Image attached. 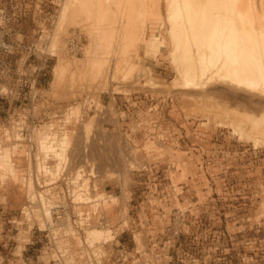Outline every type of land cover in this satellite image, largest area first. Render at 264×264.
<instances>
[{"label": "rangeland", "instance_id": "rangeland-1", "mask_svg": "<svg viewBox=\"0 0 264 264\" xmlns=\"http://www.w3.org/2000/svg\"><path fill=\"white\" fill-rule=\"evenodd\" d=\"M167 1L0 0V7L6 11L7 35L3 54L11 73L9 84L16 83L17 69L22 68L27 46L32 43L45 50L50 68L46 81H41L33 107L23 110L27 116L26 125L32 129L33 139L37 142L34 154L27 153L28 146L24 143L18 147L16 139L20 137L16 124L8 129L21 112L17 108V96L8 91L2 100L4 106L0 108V118L6 119V128L3 129L0 154L8 153L15 175L8 169H0V264H88L80 259L84 256L81 245L85 244L86 227L83 233H77L72 225L76 216V223L82 225L81 213L86 211L92 219L87 227L102 229L107 226L114 234V240L86 244L92 248L93 255L99 257L96 244L106 242L105 247L112 250L108 264H264V121L261 119L264 113L260 108L264 102L256 107L257 98L251 103L245 101L246 95L253 93L245 94L230 84L229 79L196 90H173L171 80L176 77L178 62L191 61L193 67L199 68L196 59H201L204 54L199 55L198 51L185 53L181 45L175 47L166 18ZM63 6L68 7L66 17L57 28ZM57 31L59 39L54 52L50 40ZM156 34L162 37L163 47L158 41L154 51L147 47ZM44 35H47L45 41ZM71 36L76 37L75 48L67 42ZM21 37V46H17ZM201 39L199 37L196 42ZM88 47L96 56L106 53L102 55L107 57L105 64H114L116 71L110 73L111 66L107 64L109 68H106L104 64L106 77H92V68L87 62L94 55L87 52ZM56 52L64 53L71 60H84V63L79 61L78 64L77 71L82 72L75 71L72 76L70 68L62 82L53 87L50 82ZM184 53L186 59L182 58ZM40 57V51H36L35 59L40 61ZM122 58L133 64L132 71L122 68ZM26 66L27 63L24 68ZM149 95L171 99L165 105L171 107L168 118L173 132L182 133L179 146L161 149L164 170L160 169V181L162 189L171 194L170 198L128 202V197H119L117 202H108L105 192L119 196L126 187L124 192L128 195L127 186L133 177L128 169L130 157L141 160L143 150L148 154L160 147L145 135L130 130V117L121 121L112 106L116 103L120 109L142 108L148 103ZM133 100L137 101L136 106ZM256 118L261 120L252 127L251 122ZM249 127L250 131L254 130V136L247 130ZM46 131L53 132L54 136L57 134L56 141L63 143L66 139L67 145L62 144V162L53 158L52 153H43L39 149L40 136ZM194 132L206 133L204 155L184 152L186 142L193 141ZM215 134L222 135L217 141L223 145L212 142ZM255 141L258 143L254 144ZM218 145L222 150L217 149ZM39 164L47 169L43 170ZM34 165L46 176L45 185L61 178L62 174L70 178L72 202L68 200L63 204L68 208L69 216L64 219L69 227L59 230L53 225L43 227L50 232L38 230L35 218L41 204L37 194H42L54 205L50 199L52 195L50 198L46 195L51 189L55 194L61 192L62 185L58 183L52 188L37 190L29 175ZM57 166L59 169L55 170ZM77 173L82 174L83 179L75 183L73 179ZM29 182L32 190L28 188ZM86 187L87 192L83 189ZM173 189L179 193L175 199ZM82 201L87 203H80ZM98 219H103V223L99 225ZM8 220H19L20 224L16 226ZM27 229L30 230L27 232ZM31 238L33 244L29 243ZM68 240L73 242L71 252L65 249L64 243ZM56 247L64 262L56 259ZM121 250L127 254L122 255Z\"/></svg>", "mask_w": 264, "mask_h": 264}, {"label": "bare ground", "instance_id": "bare-ground-1", "mask_svg": "<svg viewBox=\"0 0 264 264\" xmlns=\"http://www.w3.org/2000/svg\"><path fill=\"white\" fill-rule=\"evenodd\" d=\"M67 8L66 6H63L62 9L60 10L57 28H59V26L61 27L60 23L64 19V17H66ZM166 11H167L166 18L170 24L169 33L173 40V43L175 44V47L178 48V46L180 47L181 45V47L184 48L185 53L186 52L194 53L198 51L199 55L200 54L202 55V53L204 54L203 57L201 56L202 57L201 59H198L200 57L196 59V61L198 60V64H200L199 68L193 67V64L191 61H188L185 63L181 61L180 63L178 62V64L175 67L176 77L173 80H171L172 81L171 87L173 88V90L175 89L177 90L178 89L196 90L199 88L208 87L210 84H213L214 82L216 83L223 79H229V81L231 82V83L229 82L230 84H233L235 88H238L244 91L245 94L253 93L251 95L249 94L250 96L246 95L245 101L248 100L251 103L253 99L257 98L258 101L254 102V103H257V105L255 104L256 107L259 106L258 104H261L262 102H264V0H168ZM92 27L93 26H91V28ZM94 29L96 30V28ZM99 30L97 32H100ZM58 34L59 33L57 31L55 34H53V37H51V40H50L51 48L53 49V51L57 49V44H58V39H59ZM158 34L154 35L153 37L151 36L153 34L150 35L152 37L151 38L152 44L150 45L148 43L149 45L147 44L148 45V47L146 46L147 48H149L150 46V48H152V50L154 49L155 51L156 42L158 41H159L158 45H161L163 47L162 42L160 41L162 37L160 38ZM95 35L98 36L97 34ZM199 37L200 38L202 37L203 39H201V41L199 40L198 41L199 43H198L196 41ZM62 47L64 48V46ZM91 47L90 48L88 47L89 50L87 48L88 50L87 52L92 54L93 51L91 50L92 49ZM176 48L174 49L177 51ZM58 50H60L61 52V49H58ZM51 52L52 51H50V53ZM102 53H101L102 55L104 54L106 55V53L104 52ZM185 53L183 54L184 56H182V58L186 59ZM205 53H208V54H205ZM52 55H55V54H52ZM99 55L98 56L94 55V57L92 56L93 58L91 59L87 57L89 59V62H87L88 63L87 66H89V64L91 65L90 68H92V72H93L91 73H92V77L94 78L104 77L105 68H103V65L106 63L105 61H107V59L105 60V58L107 57L105 56V58H103L104 56L102 55L99 56ZM66 57L64 56V53L63 55L57 54L56 63L53 66V70H52L53 78L50 82V85L53 87L58 86L60 82H62L67 70L71 68V71L73 74L72 76H74V72L78 70L79 61L80 63L81 62L84 63L83 62L84 60L81 61V59H79L78 61L76 59L74 60L73 58L71 60V58L68 59ZM121 61L123 62L122 68L124 70L128 71V70L133 69L132 67L133 64H130L131 62L129 60L122 58ZM121 61H118V62H121ZM107 64L111 66L110 73L116 71L114 64L111 63L112 65H110V63L108 62ZM107 64H105V66H107ZM109 66H107L106 68H109ZM78 72H82V71H77L76 73ZM83 75H85L84 77L86 78V74H83ZM105 77H106V74H105ZM151 84H154V83L152 82ZM153 86L155 87V84ZM247 103L248 102H246V104ZM254 103L252 104L253 106H254ZM247 106L249 105L247 104ZM263 106L260 105V108L262 109L261 110L262 113H264ZM260 118L253 119L251 122L252 123L251 126L255 127L257 125V121ZM261 119L263 122L264 115L262 116ZM249 129L250 127L247 130ZM242 130L244 129L242 128ZM249 132L253 134L252 132H254V130L252 131L249 130ZM262 132H264V130H262ZM262 132L259 131V133L263 134ZM65 135L66 134H64V136ZM257 135L261 136L259 134ZM55 136L53 132L52 133H49L47 131L45 133L43 132V134H41L40 136L38 147L43 153L44 152L52 153L53 158L60 160L59 162H62L61 161L63 159L62 151H64L62 149L63 148L62 144L64 145L66 144V139L64 140L65 142L63 143L57 140L58 142H61L59 144L57 143L56 141L57 138L55 139ZM257 143H258L257 141L254 142V144H257ZM59 162H57V164H59ZM43 163L44 162H42V164ZM11 165L12 164L10 162V156L8 155V153L7 152L1 153L0 154V169H4V170L8 169V172L10 174L15 175V169ZM39 165H40V168H44L43 170L47 169L45 168V166L41 164ZM59 166H61V163ZM58 169L59 167L56 168L55 170H58ZM36 171L40 172L39 168L37 169L36 167ZM46 171L50 173V171L48 170ZM81 179H83V175L80 173H77L73 180L76 183L78 182V180H81ZM86 183L87 182H84L83 185L87 186ZM28 188L32 190L31 182L28 183ZM125 188L126 187L122 189L123 192L119 196H114L113 194L106 193L105 196L107 198L105 200L108 202H111V200H116L119 197H121V199L122 198L124 199L125 197H127V194L124 192ZM83 189L87 192L88 188L86 187ZM75 193L77 194V192ZM77 197H80V196L77 195ZM32 198L34 199L33 194H32ZM32 198L30 199L32 200ZM82 198L85 199V197L83 196ZM82 198L80 200H83ZM99 198H96V200ZM37 199L40 202L41 207H40V210H36L37 216L35 219L38 220V225H39L40 230L44 229L43 227H46V226L51 227L53 225L57 226L59 230L69 227V225H67L68 223L64 219L65 217H63L62 210L57 209L58 207H61V206L52 205V203L49 202V200L40 193L37 194ZM100 199L103 200L104 198L102 199L101 197ZM80 203H87V202L82 201ZM125 211H126V208L123 209V214H125ZM95 213L96 212H94L93 214ZM56 214H59V216H56ZM81 214H82L84 223L82 222L83 224L78 225V226H81L82 229L86 227L85 239L83 241L85 244L87 243L91 244L97 241L99 242L109 241L114 238L113 232L111 231V229L106 228L107 226L102 229L96 228V227H87L88 225H91L92 223V219L90 220L91 218L90 214L88 211L82 212ZM83 215H87L88 218ZM101 220L102 222L99 223ZM97 222L99 224H102L103 219H98ZM134 239L136 241V244H138V247H139L140 242H139V239L137 238V234L134 235ZM103 243H106V242H103ZM97 244H100V243H97ZM96 247L99 248L98 249L99 255L101 257L103 255V250L101 249V246L97 245ZM56 248H57V255L60 257V254H59L60 252L58 251V247Z\"/></svg>", "mask_w": 264, "mask_h": 264}, {"label": "built area", "instance_id": "built-area-1", "mask_svg": "<svg viewBox=\"0 0 264 264\" xmlns=\"http://www.w3.org/2000/svg\"><path fill=\"white\" fill-rule=\"evenodd\" d=\"M6 22V11L3 6L0 7V108L4 106L3 104V98L4 96L9 92H13L14 95H16V104L18 103V109L21 110V112L16 115L15 122L8 126V129H11V127L16 124L17 127V133L20 137V139H16L18 142V147H21L22 143H24L26 146H28L27 153L37 152V142L33 139L32 136V129L30 130L27 125V116L23 112L25 109H30L33 107L35 99L37 97V92L39 89H41V81H46V79L49 76V65L47 64V53L45 50H40L37 47V44H30L27 46V51L25 52V58L23 61V66L18 71L17 69V80L16 83H11V80L8 78L11 77V73H9L8 66L6 64L5 55L3 54V51H5L6 44H5V36L7 35V31L5 29ZM21 35V34H18ZM22 36V35H21ZM43 35L40 36L42 38ZM47 35H44L43 41L46 40ZM22 37L20 41L18 40L17 46H21ZM68 44L74 48L77 47L76 37L71 36L67 39ZM36 51H40L41 57L40 61L36 60ZM27 63V66L24 68V65ZM27 89L23 91L24 89ZM23 89V90H22ZM22 90V92H21ZM147 94V93H146ZM6 97V96H5ZM148 103L145 105V107L142 108H136V109H129V107H126L125 109H120L119 106L115 103L112 106L113 112L118 116V118L121 121L127 120V118L131 119V127L130 130H133V132H138L140 134L145 135L146 139H149L150 141H153L157 146H160L158 150L156 151H150L145 152L143 150V159H137L135 156H131L128 163V169L132 173L133 177L129 185L127 186V192H128V202L131 201H141L145 199H155L158 201L169 199L170 195L169 193L165 192L162 188V182L160 181V169L164 170L163 167V154H162V147L166 146H173L177 147L181 143V136L182 133L179 135L176 132H173V126L172 122L169 121V111L171 110V107H166L165 105L168 102H171V99L164 98L163 96L154 98L149 95ZM134 105L136 106L137 101L133 100ZM103 109L107 110L106 105H103ZM117 118V119H118ZM5 118H0V148L2 147V142L4 140V132L3 129L6 128L5 125ZM179 129V128H178ZM205 132H194L193 133V141L186 142V146L184 148V152L187 154L193 153L194 155H204L202 154L204 151V143H206V137ZM218 136L214 135L215 139L213 140V137L210 139L212 142L216 143L218 142ZM219 144L223 145V142H218ZM17 145V144H16ZM221 145H218V150H222L220 147ZM35 162V161H34ZM35 165L33 170L30 172V176H32V183L37 188V190L42 191L46 188H52L54 184L61 183L62 191L55 194L54 191L51 189V193L47 194L50 198L52 195V201L54 205H58L61 207H58L57 209L62 210L63 217L68 214V208L65 207L63 204L66 203V201L70 200L69 197V180L70 178L68 176H65L62 174V177L56 179L53 183H50L48 185H45L46 176H43L40 174V172H37L35 170ZM163 172V171H162ZM164 175V174H163ZM25 179L28 178V174L24 175ZM89 180H92L89 178ZM48 182V181H47ZM121 191V187L119 188L118 194ZM111 194V193H110ZM113 194V193H112ZM179 193H176L175 189H173V199L175 197H178ZM54 197V198H53ZM30 204V203H29ZM32 205V204H30ZM55 210V209H54ZM54 215V214H53ZM56 216H59V214H56ZM88 218L87 215H83ZM78 220V217L76 216L75 219L72 221V225L76 229L75 232L77 233H83V229L81 226H78L76 221ZM11 224H15L16 226L19 223V220H8ZM102 220L99 222L101 223ZM100 225V224H99ZM12 227H14L12 225ZM15 229H17L15 227ZM40 232H44L47 230V232H50L49 229H43L40 230ZM121 231V233H123ZM68 237V236H67ZM36 239V237H35ZM70 239V238H69ZM29 243L33 244L34 241L31 240ZM65 244V249L72 251L73 248V242L72 240H68ZM105 243L96 244V246H101V249L103 250V255L100 257H96L93 255V251L90 247H88L86 244H83L82 251L84 252V256L80 257L81 260L88 262V264H108V261L110 260L109 254H112V250L109 248H106ZM57 250V248H56ZM85 250V251H84ZM120 252H123L122 255L127 254L126 251L121 250ZM56 259L60 262H64V258H60L57 255L56 251ZM121 255V253H120Z\"/></svg>", "mask_w": 264, "mask_h": 264}, {"label": "crops", "instance_id": "crops-1", "mask_svg": "<svg viewBox=\"0 0 264 264\" xmlns=\"http://www.w3.org/2000/svg\"><path fill=\"white\" fill-rule=\"evenodd\" d=\"M105 193H107V192H105ZM110 194V193H109ZM112 194V193H111ZM20 223V222H19ZM29 228H30V226H29ZM28 230H30V229H27V232H28ZM23 244V243H22ZM22 249H23V245H22ZM22 249H21V252H22ZM20 255H21V253H20Z\"/></svg>", "mask_w": 264, "mask_h": 264}]
</instances>
